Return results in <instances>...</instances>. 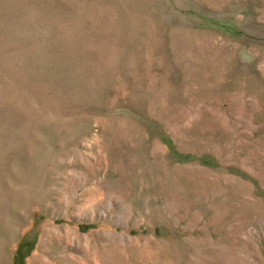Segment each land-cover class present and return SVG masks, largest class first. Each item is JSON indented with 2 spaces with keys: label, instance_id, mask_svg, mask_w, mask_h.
<instances>
[{
  "label": "rangeland",
  "instance_id": "obj_1",
  "mask_svg": "<svg viewBox=\"0 0 264 264\" xmlns=\"http://www.w3.org/2000/svg\"><path fill=\"white\" fill-rule=\"evenodd\" d=\"M0 264H264V0H0Z\"/></svg>",
  "mask_w": 264,
  "mask_h": 264
},
{
  "label": "bare ground",
  "instance_id": "obj_2",
  "mask_svg": "<svg viewBox=\"0 0 264 264\" xmlns=\"http://www.w3.org/2000/svg\"><path fill=\"white\" fill-rule=\"evenodd\" d=\"M52 230V229H51Z\"/></svg>",
  "mask_w": 264,
  "mask_h": 264
}]
</instances>
